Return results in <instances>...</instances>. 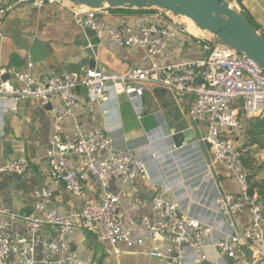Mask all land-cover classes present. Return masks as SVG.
<instances>
[{"label":"built area","instance_id":"obj_1","mask_svg":"<svg viewBox=\"0 0 264 264\" xmlns=\"http://www.w3.org/2000/svg\"><path fill=\"white\" fill-rule=\"evenodd\" d=\"M29 1L36 11L44 6L67 9L76 25L95 31L98 39L125 49H139L147 55L145 66L124 72H104L79 67L61 75L35 78L29 73L0 67V114L15 111L22 100H37L43 105L58 99L52 106L53 126L47 141L45 157L48 177L74 197L82 196L85 183L92 179L100 187L97 200H85L80 210L64 213L54 204L50 186L34 189L30 210L13 211L0 208V264H89L75 256L70 239L76 231L94 236L112 248L115 256L144 248L148 242L165 239L162 247L150 246L145 253L156 264H264V203L250 187L247 171L235 140L230 137L244 119L264 117V72L244 53L226 45L209 34L208 38L188 32L179 16L160 9H148L133 22H110V8L91 9L75 6L66 0ZM240 13L236 0H224ZM12 4L0 0V28ZM110 12V11H109ZM264 42V27L253 28ZM181 45L191 57L172 62L164 60L171 42ZM81 61V58L79 59ZM29 69L32 64H28ZM89 91L103 120L101 129L86 131L73 123L61 127L72 117L78 102L76 90ZM153 89L169 92L176 104L186 103L190 120L205 123L201 141L207 146L209 159L203 162L204 178L211 181L216 170L226 173L236 188L237 196L216 192L204 218L195 203L185 209L168 198V186L152 195L147 203L159 222L151 223L146 216L139 219L140 232L128 230L117 211L120 197L108 190L114 183L125 190L146 174V162L139 148L116 150L110 134L121 129L118 97L124 96L138 120L145 114V96ZM158 126L147 131L152 135ZM3 136L0 127V140ZM1 155V149H0ZM72 158H79L75 165ZM28 169L24 157H11L0 164V174H23ZM195 200L205 198L200 189L193 192ZM245 213L242 224L236 220ZM232 215L240 235L229 218ZM23 226L22 231L16 225ZM52 228L55 239L44 238L41 231Z\"/></svg>","mask_w":264,"mask_h":264},{"label":"crops","instance_id":"obj_2","mask_svg":"<svg viewBox=\"0 0 264 264\" xmlns=\"http://www.w3.org/2000/svg\"><path fill=\"white\" fill-rule=\"evenodd\" d=\"M240 13L257 26L264 27V0H236ZM6 12L0 28V67L18 72L29 73L35 78L48 75H61L76 71L80 67L81 48L77 36L82 28L75 24L71 13L59 6H44L36 11L29 1L14 0ZM145 13V12H144ZM144 13H111L106 19L110 22H133ZM206 34V33H205ZM204 34V36H205ZM32 38L50 50L49 57L33 63L24 51ZM105 46L95 56V69L104 72H124L131 68L145 66L147 55L139 49H125L114 43L103 41ZM182 40L170 43L164 60L172 62L187 59L181 45ZM32 64V68L27 67ZM78 102L72 107V117L64 119L61 127L68 130L73 123L84 130L101 129L103 120L94 102V96L87 90L77 89ZM121 129L110 134L112 147L116 150L137 149L146 157V174L125 190H120L110 183L108 190L120 197L117 216L131 232H140L139 219L146 216L151 223L159 222L147 203L152 195L160 194L166 185L168 198L175 200L184 208L195 203L197 210L208 217L205 210L211 205V198L216 192L226 196H237L236 188L230 183L222 170H216L211 181L204 178L203 162L209 159L207 146L201 141L205 134V123L195 122L187 116L186 103L176 104L172 95L161 89H153L145 96L146 109L141 120L135 116L128 100L118 97ZM60 105L58 99H51L43 105L37 100H22L15 111L0 114V127L3 136L0 140V164L11 157H24L28 162L25 173L0 174V208L13 211L30 210L32 191L38 187L50 186L54 190V204L62 212H78L85 200H97L101 192L99 185L89 179L82 196L74 197L60 184L51 182L45 150L52 131L53 120L50 113L52 106ZM151 136L147 131L158 126ZM177 136L175 145L173 136ZM75 165H81L79 158H72ZM219 184L216 183V180ZM205 192V198L194 199V191ZM246 219L245 213L236 215L238 223ZM16 230L22 231L21 224ZM44 238L55 239L57 233L52 228L41 231ZM77 258L89 264H156L145 253L150 246L162 247L165 239L148 242L144 248L127 251L115 256L112 248L99 242L94 236L83 231H76L69 240Z\"/></svg>","mask_w":264,"mask_h":264},{"label":"water","instance_id":"obj_3","mask_svg":"<svg viewBox=\"0 0 264 264\" xmlns=\"http://www.w3.org/2000/svg\"><path fill=\"white\" fill-rule=\"evenodd\" d=\"M75 6H84L97 9L106 6L110 9H160L168 11L175 16L190 19L195 26L222 43L244 53L254 60L264 72V42L257 36L247 18L228 7L224 0H66ZM78 46L81 48L80 66L95 68V56L98 50L105 45L98 39L95 31L83 28L77 36ZM33 63L43 61L49 57L50 50L37 39L32 38L24 50ZM2 81L9 79L8 74L0 76ZM177 136H173L175 145L179 146ZM215 176V173H212ZM216 180V179H215ZM216 183L218 184L217 180ZM219 186V184H218ZM253 196V188L247 190ZM238 235L235 220L229 215Z\"/></svg>","mask_w":264,"mask_h":264},{"label":"trees","instance_id":"obj_4","mask_svg":"<svg viewBox=\"0 0 264 264\" xmlns=\"http://www.w3.org/2000/svg\"><path fill=\"white\" fill-rule=\"evenodd\" d=\"M13 2L14 0H9ZM111 13H144L148 10L140 9H110ZM248 20V19H247ZM252 28L255 26L248 20ZM240 140L238 151L241 154L242 163L248 174V181L250 187L256 191V194L260 197L264 203V179L257 180V176L260 173L261 167L255 166L254 161L251 157L252 152L264 151V117L257 116L251 119H240V126L238 128Z\"/></svg>","mask_w":264,"mask_h":264},{"label":"rangeland","instance_id":"obj_5","mask_svg":"<svg viewBox=\"0 0 264 264\" xmlns=\"http://www.w3.org/2000/svg\"><path fill=\"white\" fill-rule=\"evenodd\" d=\"M243 14V13H242ZM245 15V14H244ZM246 16V15H245ZM247 17V16H246ZM255 29V28H254ZM205 37L208 38L209 35L205 34ZM243 118L241 115L239 116V119ZM230 137L235 140L236 145L239 147L240 140H237L239 137L238 130H234L231 134ZM251 157L254 161L255 166H260L261 170L259 175L257 176V180H263L264 179V151H253L251 154ZM115 264V263H114Z\"/></svg>","mask_w":264,"mask_h":264},{"label":"bare ground","instance_id":"obj_6","mask_svg":"<svg viewBox=\"0 0 264 264\" xmlns=\"http://www.w3.org/2000/svg\"><path fill=\"white\" fill-rule=\"evenodd\" d=\"M178 21H182L184 24H186L188 32L195 35V36H199V37H205L204 34L206 32L201 31L200 29H198L195 24L188 18L185 17H179L177 18ZM208 34V33H206ZM209 35V34H208ZM206 38V37H205Z\"/></svg>","mask_w":264,"mask_h":264}]
</instances>
